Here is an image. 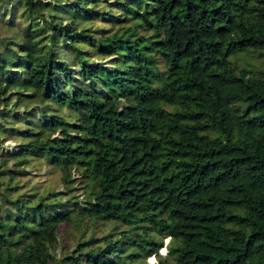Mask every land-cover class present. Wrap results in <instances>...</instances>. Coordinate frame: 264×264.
<instances>
[{"label": "trees", "instance_id": "16d2710c", "mask_svg": "<svg viewBox=\"0 0 264 264\" xmlns=\"http://www.w3.org/2000/svg\"><path fill=\"white\" fill-rule=\"evenodd\" d=\"M117 1L118 25L92 34L77 16H101L99 0H22L27 25L2 40L19 58L10 64L0 49V98L26 91L81 112L66 121L41 109L40 132L20 146L62 167L65 190L12 200L19 212L0 218V264H49L58 225L85 218L150 224L161 237L145 228L138 239L126 235L133 253L123 237L84 239L67 261L141 264L132 259L157 255L165 235L173 261L160 264H264V68L230 60L264 55V0ZM76 42L113 56L112 66L91 64ZM62 43L73 50L69 61L56 57ZM77 78L109 95L72 89ZM113 96L130 103L128 115L114 111ZM72 169L86 183L81 200ZM71 198L75 214L61 208Z\"/></svg>", "mask_w": 264, "mask_h": 264}, {"label": "rangeland", "instance_id": "374dc122", "mask_svg": "<svg viewBox=\"0 0 264 264\" xmlns=\"http://www.w3.org/2000/svg\"><path fill=\"white\" fill-rule=\"evenodd\" d=\"M117 0H99L97 8L103 11L99 17L94 13L86 17L77 16L78 26H89L91 33H108L117 25V18L114 16L118 13L116 9ZM51 7L48 5V8ZM52 8V7H51ZM57 10V9H51ZM61 17V11L56 12ZM67 16L69 14H66ZM23 12L22 0H0V49L2 59H6L10 64L14 63L19 56H13L10 49L3 48L2 40L6 36L17 37L24 31L27 25V19ZM67 17L63 15L61 22L64 23ZM52 21L49 22L51 24ZM83 52L88 56L91 64L96 61L107 63L112 66L113 56L102 57L96 56L94 47L89 43L76 42ZM73 56V50L70 46L62 43L58 45V60H70ZM231 62L244 66L256 72L264 68V55H258L254 51H241L230 56ZM73 62V61H72ZM78 65L73 66V77H77L76 69ZM79 79V78H77ZM77 84H81L85 90L98 93L102 96H108L109 92L100 84L95 83L87 86L83 79L72 82L70 87L75 89ZM68 89L67 85L63 86ZM114 105V111L122 115H128L132 110L130 103L123 97H111ZM102 103V101H101ZM41 109L47 112L63 114L66 121L75 119L81 112V109L67 110L65 107H59L54 102L49 101L39 94H31L26 91L9 90L0 98V120L4 121L6 127L0 128V218L6 217L7 213L19 212V209L12 200L16 197H36L38 193L45 192L47 189L64 191L65 186L62 183L63 169L60 166L48 164L42 155H27L19 152V148L26 141L35 137L41 130L39 117L42 116ZM17 115V116H16ZM25 116L27 121L22 120ZM92 123V119H90ZM73 195L79 197V193L84 191L86 186L84 177L79 171L72 169ZM71 192V193H72ZM76 199V198H75ZM73 198L64 201L61 208L70 210L71 213L78 211V203L74 205ZM146 229L148 233L159 239L161 235L156 234L150 224L143 226H130L117 220L106 219L99 220L95 225L89 224L88 219H83L77 223L75 220L63 221L58 225L57 238L48 246V252L51 255L49 264H77L67 261L64 257L70 255L76 249V244L84 239L88 245L102 244V236L120 238L123 237L125 253H133L137 250L132 238H126L130 234L134 239L139 237L136 232ZM169 236H162V245L158 249L157 255L146 256L140 255L134 257V263L141 264H160V259H165L171 263L173 258L168 254L167 244ZM87 246V245H85ZM77 254V252H76Z\"/></svg>", "mask_w": 264, "mask_h": 264}]
</instances>
